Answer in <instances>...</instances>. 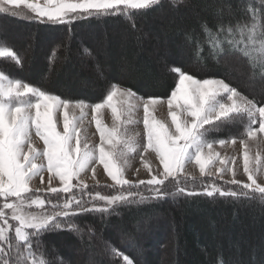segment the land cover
Returning a JSON list of instances; mask_svg holds the SVG:
<instances>
[{"label":"trees","instance_id":"trees-1","mask_svg":"<svg viewBox=\"0 0 264 264\" xmlns=\"http://www.w3.org/2000/svg\"><path fill=\"white\" fill-rule=\"evenodd\" d=\"M247 3L248 0H159L149 10H128L105 17L81 16L65 24L43 23L34 18V13L25 16L18 10L20 14L15 17L0 13V46L10 47L20 60L17 63L11 57L0 58V72L62 99L95 103L104 98L113 84L141 96L168 97L177 82L178 74L173 68L197 78L229 80L232 63L238 61L256 78L257 88L250 90L254 93L252 98L260 101L264 99L260 69L252 68L239 52L217 55L220 48L227 47L225 35L218 33V28L221 24L234 26L240 19L239 6ZM253 3L259 7V0ZM24 8L21 5L18 9ZM20 30L24 34L17 38L15 32ZM213 34L216 40H212ZM243 35L238 31L235 37L228 38L241 40ZM244 121L247 123V116ZM165 184L171 191L183 187L202 193L204 189L199 178H170ZM219 188L225 193L243 190L249 196L179 194L125 204L103 215L93 212L68 220L60 218L61 223L74 222L85 231L55 229L43 233L38 243L37 238L30 237L32 253L50 264H57L56 255L69 256V264H84L74 251L82 249L85 254H95L100 244L89 239L91 229V233L100 230L107 235L110 250L109 257L97 256L96 264H124V255L134 264H219L221 260L223 264H264L261 194L236 184H221ZM130 190L152 195L147 184ZM96 193L113 196L120 190L119 186L88 185L84 191L75 188L72 193L60 192L59 196H35L62 205L72 195L87 202V207L93 203L103 205V201L91 199ZM59 210L46 204L44 208L35 206L32 213ZM168 222L171 227L165 226ZM12 243H16L14 238ZM53 245L57 252L51 248ZM152 245L155 254L144 250Z\"/></svg>","mask_w":264,"mask_h":264},{"label":"snow or ice","instance_id":"snow-or-ice-1","mask_svg":"<svg viewBox=\"0 0 264 264\" xmlns=\"http://www.w3.org/2000/svg\"><path fill=\"white\" fill-rule=\"evenodd\" d=\"M158 2L159 0H44L41 4L31 0H0V13L18 16L20 13L17 9L23 5L40 22L65 24L81 16L105 17L119 15L122 11L127 13L128 10H149ZM238 11L240 19L234 26L221 24L218 28V33L225 35L227 47L220 48L217 55L242 53L252 68L260 69L261 78L264 79V0H259V7L254 5L253 0H248L246 6H239ZM238 31L244 34L241 40L228 38L235 37ZM212 40H216V34H213ZM215 47L214 44L213 48ZM2 57H11L20 63L18 55L10 47H0V58ZM172 71L178 74L179 79L166 101L171 126L156 119L152 111L162 98L148 97L143 100V133L146 139L144 151L151 150L155 153L162 172L159 176L151 175L149 180H140L135 184L125 178L123 166L117 162L115 151L117 143H122L126 149L120 155L135 150L133 138H125L120 133L121 125L132 123V112L138 106L134 102L136 94L131 89L110 85L103 102L90 106L100 137V144L95 149H90L87 143L81 144V128L78 124L86 115L85 109L89 107L85 101L62 99L0 72V198L3 200L0 204V264H50L43 259L37 262L31 250L30 237L37 238L38 243V238L43 233L55 229L67 227L70 230L83 231L74 222L61 223L60 218L68 220L93 212L103 215L125 204L143 203L149 199L179 194L214 197L218 193L220 196L231 195L237 198L249 196V192L243 190L239 193H225L214 184L210 189L205 187L202 193L186 191L183 187L171 191L165 184L169 177L178 180L188 161H193L199 167L201 176L206 175L207 166L215 160L219 159L222 165L227 163L218 153L212 151L213 143L217 141L209 140L208 135L213 127L219 128L237 120L243 123L246 115L247 137L251 139L264 134V103L241 97L223 79L199 80L180 68H173ZM116 97L121 99L114 102ZM224 97L227 98L226 101ZM104 107L111 109V128L106 127L99 118ZM76 109H79V116L76 115ZM61 118L63 127L58 130ZM257 124L258 127H255ZM33 130L35 136L43 141L42 153L32 143ZM218 143L223 145L226 141L219 140ZM232 143H235V139ZM240 144L244 148L243 172L248 181L242 184V189L261 194L260 201L264 203V185L257 183L255 178L262 158L257 155L256 167L251 168L247 144L243 139ZM41 155L46 161L49 182L47 191L50 193L59 196L60 192L72 193L74 188L84 191L88 185L79 180L80 174L89 167L95 172L94 165L100 164L113 181V185L109 187L119 186L120 194L104 196L96 193L91 199L94 202L103 201L104 204L93 203L91 207L85 206L87 202L72 195L62 205L41 199L39 195L29 198L26 194L31 193L29 182L32 178L40 175L41 181L44 180V165L37 163V158ZM141 159L143 161V153ZM143 164L151 173L149 164L146 161ZM222 171L223 168L216 169L217 173ZM228 171L235 176L234 169L229 168ZM53 174L59 179L60 188L51 187ZM74 179L77 180L75 184ZM231 183L241 184L235 179ZM144 184L150 186L152 195L145 196L130 190L136 185ZM125 186L128 190H125ZM46 204L60 210L43 211L39 214L25 211L26 207L44 208ZM10 220L17 223L13 225ZM13 227L15 245L11 236ZM27 229L32 231L28 232ZM123 261L124 264H134L127 255L123 256ZM219 264H223V261Z\"/></svg>","mask_w":264,"mask_h":264},{"label":"rangeland","instance_id":"rangeland-1","mask_svg":"<svg viewBox=\"0 0 264 264\" xmlns=\"http://www.w3.org/2000/svg\"><path fill=\"white\" fill-rule=\"evenodd\" d=\"M31 2L41 3L43 4L44 0H31ZM25 7V6H24ZM20 11L21 14L29 15L31 14V10L24 8L23 10L17 9ZM22 11V12H21ZM16 37L21 38L24 32L22 30L16 31ZM2 47V46H0ZM231 76H228V79H224L222 77H206V78H197L199 80L204 79H223L225 83H228L230 87H233L237 90V92L240 94L241 97H246L250 100H255L252 98V95H254L253 92H251L250 87H256L257 88V80L253 75H250L247 70H245V67L243 64L237 62L232 63V70H231ZM4 74V73H3ZM188 74V73H187ZM6 75V74H5ZM190 75V74H189ZM7 76V75H6ZM9 78H12L8 76ZM194 77V76H193ZM15 79V78H12ZM179 77L177 76V82ZM21 83H25L22 80H20ZM176 82V84H177ZM232 82V83H231ZM237 85H232V84ZM119 86V85H118ZM35 87V86H33ZM123 89H127L125 87L120 86ZM245 89L247 92H244L241 90ZM260 89V88H258ZM50 94V93H49ZM135 103L138 105L134 111L132 112L131 119L132 123L121 125L120 127V133L123 137H131L134 141V148L135 150L132 152H127L126 155H120L121 152H125L126 149L122 143H117L115 151L117 152V162L123 166L124 169V175L125 178H127L130 181L135 182L143 180L147 181L151 178V175H157L159 176V173L162 172V166H159V161L155 158V153L151 150L145 152L144 151V144L146 143V139L144 138L143 133V100H146L148 97L141 96L137 93ZM54 95V94H52ZM107 95V94H106ZM104 98L98 102L95 103H101L105 99ZM160 98V97H158ZM167 98H162L161 102L154 106V109H152L153 114L155 115L156 119L161 120L166 125L171 126V119L168 116L167 112ZM121 98L116 97L115 101H119ZM226 97H224V100L226 101ZM73 101V100H71ZM80 101L75 100L73 102ZM85 101L89 107L85 109L86 115L84 116L82 121H79V127L81 128L80 138H81V144L87 143L89 145L90 149H95L97 145L100 144V137L99 133L96 131L95 122L92 119V113H91V105L95 104L86 100ZM257 101V100H255ZM261 103H264V99L260 100ZM76 115L79 116V109L75 110ZM246 117V115H245ZM102 120V123L106 126L111 128L113 126V119L111 115V109L108 107H104L101 110L100 117ZM245 122V121H244ZM241 123L239 120L235 122H229L226 125H222L219 128L213 127L209 135L212 136L209 140L217 141L216 143H213L212 151L214 153H218L221 158L227 161L226 164H221L220 160L217 159L213 163H210L206 168V175L201 176L199 172V167L193 162L188 161L183 168V171L179 175V179H185V178H199L202 182L203 187H208L210 189L211 185H216L217 187H220L221 184L231 185V181L233 179L238 180L241 182V184L236 185H242L243 183H248L247 176L243 172V151L244 148L240 144V140H244L247 144V150L249 152V159H250V167L255 168V157L259 155L262 158V162L260 164L259 169L255 172V178L257 180V183H260L264 185V134H260L255 138H248L246 135V127L245 123ZM255 127H258L257 125H254ZM62 118L60 123L58 124V130H62ZM205 127H208L207 125ZM235 139V143H232V140ZM219 140H225L226 143L221 145L218 143ZM32 143L40 150V152H43V141L39 140L38 137L35 136L34 130L32 133ZM208 149H205V152L207 153ZM141 153H143V161H146L149 164V167L151 168V173H149L148 168L144 167L143 161L141 159ZM37 163H41L44 165L43 170V176L44 180L41 181L40 175L34 176L32 180L29 182V187L31 189V193L35 196V194L40 193H50L47 191L49 187L48 182V172L46 167V161L43 159L42 155L37 158ZM95 172H93V168L89 167L87 170L82 172L80 174L79 180L83 181L87 185H103L109 187L110 185H113V181L110 177L107 176V174L103 170V166L100 164L94 165ZM217 168H223V171L221 173H217ZM234 169L235 176L233 177L232 173L228 171V169ZM169 177L168 179H170ZM178 179V180H179ZM176 180V181H178ZM73 183H77V180L74 179ZM51 187L54 188H60V181L58 178H55L53 174V180L51 183ZM118 187V186H116ZM75 189V188H74ZM63 193V192H61ZM28 195V194H26ZM35 198V197H33ZM3 203L2 198L0 199V204ZM35 206H32L31 208L26 207V212H33V209ZM32 209V210H31ZM31 210V211H30ZM157 220V219H156ZM10 223L15 225L17 222L11 221ZM159 223V222H158ZM160 225L162 222L159 223ZM157 225V221H156ZM168 225L171 227V222H168L165 224V226L168 227ZM162 226V225H161ZM157 227V226H156ZM81 229V228H80ZM158 228H155V231H157ZM27 231V230H26ZM83 230L82 232H84ZM100 231V230H99ZM91 233L88 232L89 239L92 240V242H96L100 244V247L96 249L95 254H93V251H88L86 254L82 249L75 250V254L77 253L78 258L84 259V264H96V261L94 260L97 258V256L101 257H109L110 250L107 247L108 239L106 238L107 235L104 233ZM153 232V231H152ZM149 232V236L151 238H154V234ZM103 234V235H102ZM12 238L15 239V232L14 227L11 232ZM172 244H174V239L172 241ZM52 249H54L57 252L56 246H51ZM145 251L152 250V253L155 254V250L153 245L150 247L144 248ZM59 253V252H58ZM57 253V254H58ZM35 257V256H34ZM37 262L40 261L39 258L35 257ZM31 261V257L29 258ZM56 262L57 264H69L71 262V258L69 256L66 257H60L56 255ZM143 264V263H142Z\"/></svg>","mask_w":264,"mask_h":264}]
</instances>
